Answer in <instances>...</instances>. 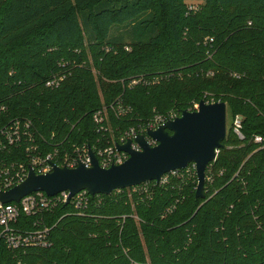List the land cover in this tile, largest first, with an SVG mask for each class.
I'll return each instance as SVG.
<instances>
[{
    "label": "trees",
    "instance_id": "trees-1",
    "mask_svg": "<svg viewBox=\"0 0 264 264\" xmlns=\"http://www.w3.org/2000/svg\"><path fill=\"white\" fill-rule=\"evenodd\" d=\"M138 79L148 83L129 85ZM200 101L242 116L245 138L227 131L203 199L182 170L147 193L92 197L82 214L58 206L42 217L50 246L12 251L0 240V264H264V148L252 142L264 138V0H0V120H29L41 151L103 145ZM118 102L130 110L116 116ZM103 108L99 134L92 117ZM6 154L27 161L22 147Z\"/></svg>",
    "mask_w": 264,
    "mask_h": 264
},
{
    "label": "built area",
    "instance_id": "built-area-1",
    "mask_svg": "<svg viewBox=\"0 0 264 264\" xmlns=\"http://www.w3.org/2000/svg\"><path fill=\"white\" fill-rule=\"evenodd\" d=\"M188 8L189 10H195L196 6L189 4ZM125 50L129 49L126 47ZM63 80V76L54 77L47 81L45 86L48 88L57 87ZM158 81V79H153L151 83L155 84ZM139 83L147 84L148 82L138 79L131 81L129 85L134 86ZM206 103L212 104L214 102L210 101ZM111 109L116 116H120L130 110L129 108H124L119 102L115 107L112 106ZM195 110L196 109L192 111ZM105 111V108H103L93 114L92 117L93 122L96 125V132L99 134L107 132L108 130L104 125L105 122H107ZM6 112L7 107L0 104V117L6 114ZM180 115L181 114H176L174 112H169L165 116L154 115L153 118L146 123L137 127H130L122 131L116 138L111 137L110 140L106 141V144H101V138L97 140L93 147L89 145L82 147L74 146L71 153L64 152L62 155H60L59 150L56 147L49 152L41 151V145L43 144H39L38 140L44 141V138L33 132L32 123L29 120L10 119L7 122L0 120V154L10 153L13 149H21L22 147L27 156L26 163L16 160L8 162L5 159L0 158V192H6L23 183L30 170H32L35 175H45L51 173L54 166L60 168H75L79 163H81L89 167V148L92 150L98 165L101 168H109L111 165L122 164L128 159V155L124 152H119L116 149V144L124 145L128 141H132V148L138 151L140 148L135 143V139L138 136H143L150 147H155L157 146V141L152 139L148 135V132L156 131L160 126L175 120L180 117ZM242 123V116H232L230 130L239 140L244 141L245 138L242 134ZM252 142L259 146L258 149L264 148V138L261 136H253ZM182 170H185L189 175L193 173L196 178L194 164H189ZM179 171H173L163 175L158 183L155 181L145 182L140 185L127 188L126 190L131 189L133 193H147L150 183H155L157 185L167 184L170 177L177 176ZM206 180L207 178L205 175V182ZM95 196L100 195L91 196L84 190L76 193L69 200L68 191H62L54 196H47L43 192H33L21 198L19 202H0V240H2L6 244L7 248L12 251L28 247L47 248L50 246V229L49 227L43 225L42 217L44 213L52 212L58 206H68L72 207L76 213L82 214L88 207L90 198ZM173 209L174 207L168 208L165 213L172 212ZM21 215L35 218L32 230L20 231L13 227Z\"/></svg>",
    "mask_w": 264,
    "mask_h": 264
},
{
    "label": "water",
    "instance_id": "water-1",
    "mask_svg": "<svg viewBox=\"0 0 264 264\" xmlns=\"http://www.w3.org/2000/svg\"><path fill=\"white\" fill-rule=\"evenodd\" d=\"M226 108L222 102L200 101L195 111H183L180 117L148 132L157 141L155 147H150L143 136L135 139L138 151L132 148V141L116 144L119 152L128 155L119 165L101 168L89 148V167L81 163L75 168L54 166L53 171L45 175H35L30 170L23 183L0 192V202H19L33 192L54 196L68 191L69 200L84 190L91 196H108L115 190L145 182L158 183L163 175L185 169L189 164L195 165V198L203 199L206 169L215 160L226 137Z\"/></svg>",
    "mask_w": 264,
    "mask_h": 264
},
{
    "label": "rangeland",
    "instance_id": "rangeland-1",
    "mask_svg": "<svg viewBox=\"0 0 264 264\" xmlns=\"http://www.w3.org/2000/svg\"><path fill=\"white\" fill-rule=\"evenodd\" d=\"M112 35L114 37L123 39V41H122L123 43H130V40L127 38L128 35H126V30L124 28L113 29ZM231 118H232V116H231L230 109L227 107L226 108V131L230 130Z\"/></svg>",
    "mask_w": 264,
    "mask_h": 264
}]
</instances>
